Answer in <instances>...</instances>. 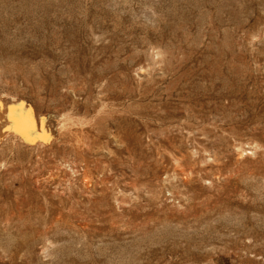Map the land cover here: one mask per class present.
<instances>
[{"label":"rangeland","instance_id":"1","mask_svg":"<svg viewBox=\"0 0 264 264\" xmlns=\"http://www.w3.org/2000/svg\"><path fill=\"white\" fill-rule=\"evenodd\" d=\"M0 109V264H264V0H0Z\"/></svg>","mask_w":264,"mask_h":264},{"label":"bare ground","instance_id":"2","mask_svg":"<svg viewBox=\"0 0 264 264\" xmlns=\"http://www.w3.org/2000/svg\"><path fill=\"white\" fill-rule=\"evenodd\" d=\"M2 106V105H1ZM2 108V107H1ZM0 111H1V109H0ZM3 113H4V111H3ZM4 116V115H3ZM19 119V118H18ZM45 119V118H44ZM3 124H4V121L3 120H0ZM1 122H0V124H1ZM31 123H33V122H30L29 120H19V121H17L16 122V128H17V130L19 131V133L21 132V134H22V136L24 137V138H27V139H32V138H38V137H47L48 136V134H45V133H43V134H38V131L36 132L35 131V129H33L32 128V125H31ZM5 125V124H4ZM34 125V124H33ZM1 126H3L2 124H1ZM15 126V125H14ZM3 128H4V126H3ZM2 128V129H3ZM6 128V127H5ZM10 128V127H9ZM13 128L14 127H12V130H13ZM1 130V129H0ZM7 130V129H6ZM11 130V131H12ZM43 131V130H42ZM1 133H3L2 131H0ZM9 132H10V130H9ZM5 133V132H4ZM6 134V133H5ZM8 134V133H7ZM6 134V135H7ZM45 134V135H44ZM4 134H0V138H2V137H5V136H3ZM50 137H52V136H50ZM49 137V138H50ZM6 138V137H5ZM0 141H1V139H0Z\"/></svg>","mask_w":264,"mask_h":264}]
</instances>
